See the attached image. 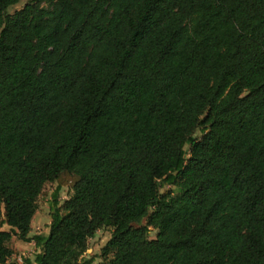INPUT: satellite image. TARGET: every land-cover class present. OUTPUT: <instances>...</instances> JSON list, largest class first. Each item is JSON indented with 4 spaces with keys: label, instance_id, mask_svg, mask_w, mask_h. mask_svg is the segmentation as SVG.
I'll return each instance as SVG.
<instances>
[{
    "label": "trees",
    "instance_id": "1",
    "mask_svg": "<svg viewBox=\"0 0 264 264\" xmlns=\"http://www.w3.org/2000/svg\"><path fill=\"white\" fill-rule=\"evenodd\" d=\"M20 1L0 0V264L14 237L25 264H93L106 226L99 264H264V0Z\"/></svg>",
    "mask_w": 264,
    "mask_h": 264
},
{
    "label": "rangeland",
    "instance_id": "2",
    "mask_svg": "<svg viewBox=\"0 0 264 264\" xmlns=\"http://www.w3.org/2000/svg\"><path fill=\"white\" fill-rule=\"evenodd\" d=\"M31 0H21L18 4L10 6L7 10L9 14H13L16 10L21 9L24 7L28 2ZM196 137L200 138L202 136L201 130H198L195 134ZM189 146H187L188 148ZM58 187V183L55 182H47L42 190V193L38 199V209L34 218L32 220V232L31 234H43L47 235L49 232V224L52 220L51 215V205L53 202V196L56 192ZM174 191L175 187L169 184L162 185V191ZM71 191L68 186H63L59 192V200L62 204L65 199H67L70 195ZM146 224V219H144L138 225ZM4 229H8V226L5 225ZM112 235V228L109 226L103 227L102 229L98 230L96 234L89 239L88 241V250L85 254L86 259H93V264H99L102 258V248L105 246L107 241L110 239ZM156 236V231L153 230L151 233V237ZM10 246L14 250V254L10 261L7 264H25L24 260L26 258L33 260L39 250L34 242H25L23 240L14 237L10 242Z\"/></svg>",
    "mask_w": 264,
    "mask_h": 264
},
{
    "label": "crops",
    "instance_id": "3",
    "mask_svg": "<svg viewBox=\"0 0 264 264\" xmlns=\"http://www.w3.org/2000/svg\"><path fill=\"white\" fill-rule=\"evenodd\" d=\"M37 252H39V250H37Z\"/></svg>",
    "mask_w": 264,
    "mask_h": 264
}]
</instances>
